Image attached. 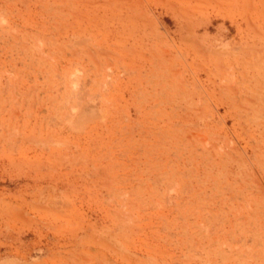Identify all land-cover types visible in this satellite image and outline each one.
I'll list each match as a JSON object with an SVG mask.
<instances>
[{"label":"rangeland","instance_id":"374dc122","mask_svg":"<svg viewBox=\"0 0 264 264\" xmlns=\"http://www.w3.org/2000/svg\"><path fill=\"white\" fill-rule=\"evenodd\" d=\"M0 264H264V0H0Z\"/></svg>","mask_w":264,"mask_h":264}]
</instances>
